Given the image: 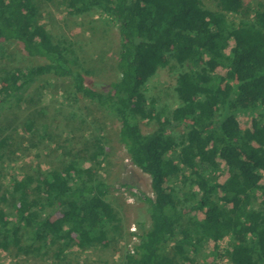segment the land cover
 Here are the masks:
<instances>
[{
    "label": "trees",
    "instance_id": "obj_1",
    "mask_svg": "<svg viewBox=\"0 0 264 264\" xmlns=\"http://www.w3.org/2000/svg\"><path fill=\"white\" fill-rule=\"evenodd\" d=\"M217 2L213 10L202 0H68L71 17L99 12L118 25L120 77L104 92L88 84L71 43L40 23L38 0H0V54L4 43H16L45 61L3 72L0 133L5 111L32 103L42 77L69 80L75 96L117 120L131 164L151 179L152 197L125 184L145 207L135 222L140 242L123 264H192L205 245H213L215 260L264 264V1L253 12L245 0ZM172 61L183 68L175 86L180 103L161 114L147 87ZM243 111L256 113L251 127L242 128ZM142 120H155L158 130L144 135ZM7 141L0 138V150ZM93 147L90 162L107 157L104 137ZM81 164L26 175L0 192V264L2 251L62 260L73 249L108 248L122 237L111 187ZM1 203H10L15 217Z\"/></svg>",
    "mask_w": 264,
    "mask_h": 264
},
{
    "label": "rangeland",
    "instance_id": "obj_2",
    "mask_svg": "<svg viewBox=\"0 0 264 264\" xmlns=\"http://www.w3.org/2000/svg\"><path fill=\"white\" fill-rule=\"evenodd\" d=\"M261 1L264 0H245L246 10L253 12ZM202 2L213 10L218 3L217 0ZM38 4L40 23L56 40L71 43L81 66L89 73L88 84L99 91H107L109 84L120 77L117 63L121 35L118 25L99 12L71 17L67 8L68 0H38ZM229 19L239 22L242 16L229 14ZM3 46L0 78L3 72L13 71L17 67H33L45 62L41 58L25 55L16 43H4ZM182 70L172 61L149 83L147 96L159 113L167 114L179 105L175 86ZM219 72L225 74V70ZM31 97L32 103L14 106L1 117L3 131L0 138L6 137L8 141L0 150V192L11 190L14 180H21L26 175L47 174L77 161L84 168L92 169L100 180L111 187L108 199L123 217L124 232L121 238H113L108 248L99 246L86 251L73 249L62 260H57L52 253L47 257H38L17 256L14 252L2 251V264H123L124 256L140 242L142 229L135 222L140 216L138 212L145 207L141 200L132 198L131 188L125 184L136 187V192L142 195L152 197L149 175L131 164L119 140L120 126L117 120L96 103L75 96L69 80L42 77ZM255 117L253 111L238 114L242 128L251 127ZM140 125L144 135L153 134L159 128L155 120H142ZM97 136L105 138L107 157L93 163L90 157L95 151L93 143ZM221 168L222 180H225V165L222 164ZM10 203H1V206L11 217H15ZM58 215L51 217L54 219ZM144 220L149 228L151 221L146 213ZM227 242L226 239L220 243L222 251L226 249ZM213 248V245H205L199 253L192 255L195 258L192 264H230L226 258L215 260Z\"/></svg>",
    "mask_w": 264,
    "mask_h": 264
}]
</instances>
